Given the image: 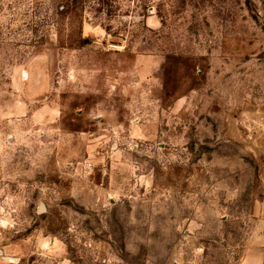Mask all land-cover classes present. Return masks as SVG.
<instances>
[{"label":"rangeland","instance_id":"rangeland-1","mask_svg":"<svg viewBox=\"0 0 264 264\" xmlns=\"http://www.w3.org/2000/svg\"><path fill=\"white\" fill-rule=\"evenodd\" d=\"M0 264H264V0H0Z\"/></svg>","mask_w":264,"mask_h":264}]
</instances>
